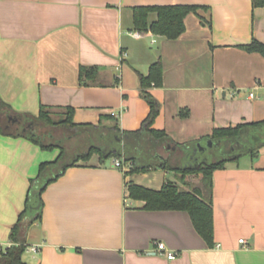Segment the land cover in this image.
I'll return each instance as SVG.
<instances>
[{
  "label": "crops",
  "instance_id": "0c3cea01",
  "mask_svg": "<svg viewBox=\"0 0 264 264\" xmlns=\"http://www.w3.org/2000/svg\"><path fill=\"white\" fill-rule=\"evenodd\" d=\"M162 5L197 7L176 39L134 26L135 7ZM155 19L150 12L148 22ZM253 40L264 43V7L252 0H0V98L28 117L41 105L71 107L76 124L135 131L150 109L139 75L159 59L161 84L147 91L159 104L152 128L168 139L153 151L173 166L197 163V143L219 146L205 147L214 129L264 120V56L245 48ZM81 67L91 75L80 79ZM25 131L42 129L29 120ZM58 153L0 132V247L12 244L18 224L16 236L38 247L25 249L24 263L264 264V146L213 171L212 245L187 211L146 209L129 197L130 183L158 191L178 183L177 172L133 171L132 161L97 153L41 190L38 218L23 215L39 165ZM158 242L175 258L158 254Z\"/></svg>",
  "mask_w": 264,
  "mask_h": 264
},
{
  "label": "trees",
  "instance_id": "16d2710c",
  "mask_svg": "<svg viewBox=\"0 0 264 264\" xmlns=\"http://www.w3.org/2000/svg\"><path fill=\"white\" fill-rule=\"evenodd\" d=\"M252 5L264 7V0H252ZM196 11L197 7L193 5L135 7L133 9L134 26L138 30H150L167 39H176L185 30V16L191 12L196 13ZM150 12L156 13V19L151 23L148 22ZM245 48L248 51H257L264 56V43L260 41L253 40L245 45ZM92 70V68L81 67L79 78L89 77ZM161 79L162 66L159 59L151 64L146 76L139 75L141 95L148 102L150 109L142 121L141 127L135 131H121L116 125L107 126L100 123L76 124L72 121L73 109L71 107H67L64 115L56 120L51 116L50 107L44 105L40 106L37 116L28 117L24 113L13 111L10 105L0 98V132L14 136L25 135L45 149L59 148V153L54 160L39 165L38 175L33 182L41 190L55 181L69 166L79 160L89 159L93 153L99 154L104 159L122 157L124 161H132L134 163L133 171H143L155 167L174 170L179 174L178 183L168 180L158 191L130 183L127 186L129 197L142 200L146 209L187 211L196 231L208 245H212L213 171L223 168L226 162L235 161L243 155L254 157L264 146V120L243 122L234 127L214 129L209 139L222 149L223 153L220 156L212 160H199L197 163L187 159L181 166H173L168 160L161 159L159 154L153 151L168 139L164 131L152 128L153 120L159 113V104L147 91L151 85H160ZM29 120H33L39 125L42 124L48 129L39 132L25 131V124ZM54 129L61 130V133L56 136ZM72 140L74 141L72 142ZM187 145L177 146L185 147ZM142 153L149 156L146 161L140 157ZM188 175H200V179L197 183L186 181L185 177ZM31 190L22 214L37 212L35 218H38L39 211L35 205L39 202L40 194L32 195ZM17 232L18 224L13 227L12 244L8 248L0 250V264H26L21 259L26 246L16 236Z\"/></svg>",
  "mask_w": 264,
  "mask_h": 264
},
{
  "label": "rangeland",
  "instance_id": "374dc122",
  "mask_svg": "<svg viewBox=\"0 0 264 264\" xmlns=\"http://www.w3.org/2000/svg\"><path fill=\"white\" fill-rule=\"evenodd\" d=\"M65 112V111H64ZM64 112H61V113H59V112H51V116H52V118L53 119H59L60 117H62L63 115H64ZM40 127H41V129L42 130H46V129H48L47 127H43V125L42 124H40ZM54 133H55V135L56 136H58L60 133H61V130H59V129H54ZM74 140H72V142H73ZM202 149H203V147H201ZM202 149H200L199 148V151L197 152V157L200 159V160H203L205 157L206 158H210V160H212L213 159V155L214 156H216V157H218V156H220L222 153H223V151H222V149H220V147H213V148H205V150H203V151H201ZM9 246H7V247H0V250H4V249H6V248H8Z\"/></svg>",
  "mask_w": 264,
  "mask_h": 264
},
{
  "label": "built area",
  "instance_id": "2783aa9c",
  "mask_svg": "<svg viewBox=\"0 0 264 264\" xmlns=\"http://www.w3.org/2000/svg\"><path fill=\"white\" fill-rule=\"evenodd\" d=\"M251 96H253V95L251 94ZM114 165L117 167H120L121 161L119 159H116L114 162ZM240 242L245 243L244 239H240ZM26 248H29V246ZM156 248H157L156 249L157 253L160 255L166 256L167 259H174L176 256V253L173 252L172 250H168L163 242H158L156 245ZM29 249L34 251V252L38 251V247H35V246H32Z\"/></svg>",
  "mask_w": 264,
  "mask_h": 264
},
{
  "label": "water",
  "instance_id": "95a60500",
  "mask_svg": "<svg viewBox=\"0 0 264 264\" xmlns=\"http://www.w3.org/2000/svg\"><path fill=\"white\" fill-rule=\"evenodd\" d=\"M213 141L211 140V139H208L207 141H206V144H205V147H211L212 145H213ZM197 147L199 148H201V147H203V146H201L200 145V143H197ZM204 148V147H203ZM40 192H41V189L39 188V187H35L34 189H32V191H31V194L32 195H35V194H40ZM40 207V202H38L36 205H35V208L36 209H38Z\"/></svg>",
  "mask_w": 264,
  "mask_h": 264
}]
</instances>
